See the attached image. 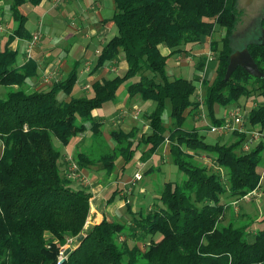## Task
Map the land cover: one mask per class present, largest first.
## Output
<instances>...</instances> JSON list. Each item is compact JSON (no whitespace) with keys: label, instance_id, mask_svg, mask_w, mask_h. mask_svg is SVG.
Listing matches in <instances>:
<instances>
[{"label":"trees","instance_id":"trees-1","mask_svg":"<svg viewBox=\"0 0 264 264\" xmlns=\"http://www.w3.org/2000/svg\"><path fill=\"white\" fill-rule=\"evenodd\" d=\"M6 1L15 27L0 50V88L4 90L0 94V264H264V215L238 226L234 221L222 223L229 207L222 202L223 196L242 199L258 189L262 176L257 168L264 141L244 152L248 130L233 132L231 143L209 145L197 130L184 129L199 107L192 98L198 92L194 82H200L204 87L202 103L212 126L224 125V120L215 116L217 106L227 107L255 96L246 122L264 139V45L260 40L245 48L263 78L238 67L225 80L234 52L232 36L242 17L239 0H112L115 12L111 21L117 34L102 47L94 69L120 53L127 69L122 76L93 82V95L78 98L70 97L77 81L76 68L48 90L28 89L27 81L36 76L37 64L29 59L17 66L18 51L9 45L16 38L31 39L20 8L38 6L43 0ZM216 26L224 30V37L221 49L210 44L217 53L212 81L201 79L206 55L197 62L193 79H171L166 72L168 58L182 52V47L202 44ZM260 28L264 29V13ZM160 46L169 49V54H161ZM124 85L130 98L152 101L154 108L146 117L148 133L140 137L136 129L110 133L115 146L110 157H101L105 177L115 171L119 157L123 160L119 173L124 175L142 145L146 150L139 158L146 162L168 135L171 161L185 177L179 183L163 184L152 212H139L140 219L132 213L133 226L104 217L85 229L91 192L73 189L71 180L60 172V151L54 149L51 138L65 146L86 130V122L90 133L100 137L102 124L92 112L114 101ZM60 93L70 99L60 100ZM197 151L214 155L216 166L227 173V185L206 165L195 162ZM91 163L94 161L87 155H77L79 168ZM116 193L107 203L115 200ZM126 206L131 212L130 205ZM256 223L258 228L253 229ZM80 235L84 238L78 243ZM122 235H131L135 242L155 235L160 239L150 241L141 251L137 245L118 244ZM69 238L74 239L71 250L61 254Z\"/></svg>","mask_w":264,"mask_h":264},{"label":"rangeland","instance_id":"rangeland-1","mask_svg":"<svg viewBox=\"0 0 264 264\" xmlns=\"http://www.w3.org/2000/svg\"><path fill=\"white\" fill-rule=\"evenodd\" d=\"M239 11L241 12V19L239 24L237 25V28L232 36V44L234 51H239L245 48V45L260 40V19L263 16L264 13V0H239ZM32 23H29V26H31ZM44 27H46V24H44ZM224 37V30L221 27L216 26L214 29V32L210 37H207L202 44H198L195 46H187L182 47L180 53L176 55H172L167 60V66H166V72L167 75L173 79L177 77H182L185 79H193L196 73L195 66L200 58L203 56H207L209 53L212 54L211 60L206 61V65L204 67L203 73H201V79L212 81L215 75V69L217 65V53L211 50V43L217 44V50L221 49V40ZM41 38V35H40ZM39 38V41H40ZM47 38V37H45ZM1 47V46H0ZM164 46H161L163 49ZM165 49V47H164ZM170 50H168L169 52ZM21 50H19L18 55L22 54ZM121 54V53H120ZM123 55V53H122ZM108 63V62H107ZM110 70V69H109ZM88 72V71H87ZM114 72L117 75H122V71L115 70L111 71ZM111 74V73H110ZM115 77L113 74L110 78ZM29 81H27V84ZM197 89V95L193 97L192 99L196 102L200 103L199 100H203V94H204V87L200 84V82H194ZM84 86V85H83ZM47 90V86L45 87ZM83 88V87H82ZM29 90H32L31 87L28 86ZM39 91L41 90L38 89ZM37 90V91H38ZM77 85L74 87L72 96L71 97H78L79 95H82V97H87V93L90 92V85L87 89H81L80 93L77 94ZM80 90V89H79ZM4 90L0 89V94ZM125 93V86H121L117 92L118 98H121L122 95ZM62 94H59L58 97L60 100H66L65 97H60ZM91 95V94H90ZM89 95V96H90ZM133 98V97H132ZM255 96H250L247 98H241L236 104H231L227 107H220L217 106L215 109L216 118L224 120V124H226V129L223 130L221 133H213L210 132L208 125H212L210 122V119L207 114V110L205 106H200L198 109L195 110V112L190 115L187 119V122L184 126L185 131L188 130H197L199 133V136L203 138V141L209 145H214L216 143H231L233 138L235 137L233 135V132L237 133H243L244 131L250 132L254 129L252 128L249 123L246 122V117L248 112L250 111L251 107L255 104ZM140 100V99H139ZM141 101V100H140ZM106 104V103H105ZM110 105V106H109ZM103 112L105 113V116H107V119L104 120L105 124L103 123V126L100 128L101 136H94L90 133V123L86 122L85 128L86 130L82 131L78 135L72 137L69 141V143L65 146L61 145L60 142L52 137L51 143L54 149L60 151V157L63 159V165L65 168L60 172L65 174L68 172L69 163L68 158H72L74 163L78 167L77 173L74 175L75 179L71 180L72 188L73 189H86L91 192L92 189L105 187L111 184L110 190L106 191L104 194V201L102 202L101 206L107 210L110 208L111 203H107L111 195L116 191H119V187L116 186L118 184H115L117 181L124 179L125 182H121L123 185V191H119L116 193V198L118 202L123 203L122 209L117 213V211H113V215L115 218V221L122 223L127 226H133L132 224V211H134L135 215L137 216L139 212H143V215L147 212H152L155 208L153 205L155 203V200L158 198V192L162 188L163 184L166 182L171 183H179L181 180L185 177V175L179 171V169L172 163L171 161V153H170V140L168 139V132L166 133L167 140L164 141V143L155 151L154 154H152L149 158V160L152 158L153 160L149 162L148 166H144L145 169H139L141 166V160H140V152L146 150V146L142 145L138 151L136 152L133 161L128 165V168L132 165L135 167L133 171L131 169H128V171L123 175L119 173L117 170L120 165L123 163V160L119 157L116 159V169L115 171L109 175L106 178H103L104 170L102 167V160L101 157H110L111 150L114 143L111 140L110 137V131L111 130H125L128 133L130 129H133L136 131H140V134H146L149 132V122L147 120V116L149 112H151L152 108L148 109V111L135 114L134 112H137L138 109L130 112V108H132L133 105L128 107L127 110H121L117 106L108 103L105 105ZM117 107V109H116ZM240 109L239 118L240 120L244 118V124L242 125L235 121L233 122L230 117H228L229 112L235 110V108ZM168 113V110L166 111ZM131 115L134 116V119L131 118ZM204 117V119H203ZM103 119V118H102ZM98 121V119H96ZM167 116L164 115L163 122L165 126H168L169 123H167ZM169 122V121H168ZM140 126L137 127V126ZM148 126V127H147ZM146 129L145 132H143ZM121 130V131H122ZM242 132H241V131ZM257 129H255L256 131ZM124 132V131H123ZM247 133V132H245ZM251 133H247V139L250 137ZM140 137V136H139ZM246 139V140H247ZM263 138H259L257 142L250 145V150L256 148V146L259 144V142H263ZM68 147V152L65 150V147ZM112 146V147H111ZM2 151V146L0 145V153ZM244 151V150H243ZM249 151V150H248ZM245 152V151H244ZM79 153H83L88 156V158L94 163H91L88 165L87 168L83 169L79 168L77 164V155ZM192 153V152H191ZM195 156V162L198 164L206 165V167L210 168L212 172L217 173L220 176V180L224 185H227V173L224 169L218 168L214 162V155H210L204 151H197L194 153ZM61 159V158H60ZM59 159V160H60ZM148 161V160H147ZM59 165V164H58ZM150 167L153 168V171H150ZM258 172L261 174L262 179L260 182V185L256 191L253 193L247 195L246 197L242 199H233L228 196L222 197V202L229 203L228 210L226 211L222 223L224 225L228 224L231 221H234V223L238 226L239 224H245L250 223L255 219H260L264 215V151L261 154V163L260 166L257 168ZM140 172L142 175V181L138 183V185L135 187V184L132 187V190L135 188V192L129 191L130 184L127 186V182L132 178L131 176H134L135 173ZM115 173H118L115 177ZM66 175V174H65ZM144 176V177H143ZM130 177V178H129ZM129 178V180H127ZM154 179V185L150 183V180ZM109 180V181H108ZM111 182V183H110ZM150 183V184H149ZM121 185V184H119ZM121 185V186H122ZM141 185L144 187V192L140 190ZM121 192H124L126 196V200H121L118 198H122ZM122 196V197H121ZM114 202V201H113ZM112 202V203H113ZM130 205L131 212H128L127 206ZM121 208V207H120ZM152 210V211H151ZM138 217V216H137ZM140 219V217H138ZM88 219V218H87ZM86 221H89L88 226L91 225L92 219H88ZM87 226V228H88ZM258 228L257 223L253 225V229ZM131 234V233H129ZM138 234H140V231L138 230ZM249 240L252 238V236L248 237ZM160 239L159 235H155L153 237H145L143 241L135 242L131 235H122L120 236L116 242L118 244L124 243L128 248H132L134 245H137L141 251H145L148 248V244L150 241H158ZM67 241L63 245L62 248H66ZM71 246V245H70ZM68 247V246H67Z\"/></svg>","mask_w":264,"mask_h":264},{"label":"crops","instance_id":"crops-1","mask_svg":"<svg viewBox=\"0 0 264 264\" xmlns=\"http://www.w3.org/2000/svg\"><path fill=\"white\" fill-rule=\"evenodd\" d=\"M20 11L26 17L25 28L29 33V36L37 31H40L41 35L40 41L32 50L31 54V59L37 64V74L33 79L29 80L28 83L32 90H38L40 88L41 90L42 88L46 89V86L48 90L55 82L65 80L72 72L73 68H76L77 81L74 87L77 85V94L80 93L81 89L85 90L89 88L90 85V92H88L86 96L91 97L93 95L91 89L93 82L110 80L114 78H110L113 74L115 77L122 76L126 71L127 64L122 54H120L116 59L109 61L108 63L106 62L98 69H94L98 54L100 53L102 47L117 34V29L111 21L115 12V6L112 0H43L38 6L24 5L20 8ZM29 23H32L31 26H29ZM44 24H46V27H44ZM0 27L2 30L0 33V50H3L8 36L15 27L10 15L9 3L6 0H0ZM27 45L28 39L20 38L14 39L9 45L12 50H17L18 52L21 50V52H23L19 56L17 66H22L27 61ZM168 50L169 49L166 47L165 49L164 47L162 49L160 46L161 54L168 55L170 52H168ZM116 69L122 71L123 74L117 75L114 72H111ZM124 86L125 93L122 97L118 98L116 94L115 100L108 103L117 106L123 111L133 105L132 108H130L129 113L138 109L137 112H134L138 115L148 111V109L152 108V106L154 108V103L152 101H140L138 96L130 98L126 90L127 85ZM72 92L70 97L72 96ZM60 94H62L60 97H65L66 101L70 99V97H67L63 93ZM78 97H82V95H79ZM106 104L92 112L93 117L98 119V122H100L102 126L103 123L105 124L104 120H106L107 116H109V114L105 116V113L103 112ZM131 118L134 119V116L131 115ZM168 121L169 120L166 122L169 123ZM137 127L140 128L139 125ZM121 130H111L110 133L113 131H120L122 133L127 132L125 130ZM132 130L133 129H130V131ZM145 131L146 129L143 132ZM139 136H141L140 131H138L137 134V137ZM114 146L115 144L113 147ZM68 148L69 146H66L64 151ZM66 151L68 152V150ZM152 158L146 162H141L139 169H145L144 166H148L149 162L153 160ZM58 164L59 169L62 171L63 168H65L62 157ZM122 165L123 163L117 169L118 171ZM134 168L135 167L133 165L129 168L127 167V171L128 169L133 171ZM83 171L85 170L83 169ZM150 171H153L152 167H150ZM117 174L118 173H115V177ZM103 178H106L105 175H103ZM129 178H127V180H129ZM125 181L124 179H121L115 184L119 183L122 185L121 182ZM150 183L154 185V179H151ZM119 184L116 186L119 187V191H123V185L121 186ZM110 186L111 184L91 190L92 198L90 200V211L88 217V219H92V221H90L91 225L100 223L104 217L108 220L115 221L113 211H117L118 213L122 209L123 203L118 202L117 198H115L114 202L111 203L110 208L107 210L101 206L104 201V194L106 191L110 190ZM134 190L135 188L131 191L133 192ZM140 190L142 193L144 192L143 185H141ZM125 194L124 192H121V195L124 196H121L122 198L118 199L126 200ZM132 212L134 213V211Z\"/></svg>","mask_w":264,"mask_h":264},{"label":"built area","instance_id":"built-area-1","mask_svg":"<svg viewBox=\"0 0 264 264\" xmlns=\"http://www.w3.org/2000/svg\"><path fill=\"white\" fill-rule=\"evenodd\" d=\"M1 27H0V33H1ZM39 38H40V31H37L35 33H33L31 35V39L28 41V45H27V49H26V59L29 60L31 59V54H32V50L36 47L37 43L39 42ZM212 54H208L207 55V60L210 61L212 58H211ZM199 105L200 106H203V103H201V100H199ZM239 113H240V109L239 108H235V110L229 112L228 114V117H230V119L235 122V121H238L242 127H243V122H244V118H245V114H244V118L240 120L239 118ZM204 119V117H203ZM209 126V130L210 132H213V133H221L223 130L226 129V124L220 126V127H216V126H212V125H208ZM241 131V130H240ZM242 132V131H241ZM248 133H251L250 137L244 142V145H243V150L244 151H248L250 149V145H252L253 143L257 142V140L259 138H261L262 134L260 133L259 130H253V131H250ZM69 163V168H68V172H66V177L70 180H74L75 177L74 175L77 173V171L79 170L77 165L74 163L73 159L72 158H68L67 159ZM142 179V175L140 174V172L138 173H135L134 176H132V178L128 181L127 183V186L128 184H130V188H129V191L132 190V187L137 183L139 182L140 180ZM253 193V192H252ZM251 194V193H250ZM249 195V194H248ZM246 197V196H245ZM88 223L89 221H86L85 225H84V228L86 229L87 226H88ZM74 241L73 238H69L67 239V246L66 248H69L70 245L72 244V242ZM66 248H63V250L61 251V254L64 252V250ZM62 255H61V260H62Z\"/></svg>","mask_w":264,"mask_h":264},{"label":"water","instance_id":"water-1","mask_svg":"<svg viewBox=\"0 0 264 264\" xmlns=\"http://www.w3.org/2000/svg\"><path fill=\"white\" fill-rule=\"evenodd\" d=\"M260 42L262 45H264V29H262L260 33ZM238 67L244 69L249 75L253 77L263 78V74L259 71L247 48H243L239 51H234L230 55L228 66L226 69L225 80H228L232 73L235 71V69ZM83 238L84 235H80L77 238L78 243H80ZM70 250V248H66L65 254L70 252Z\"/></svg>","mask_w":264,"mask_h":264}]
</instances>
